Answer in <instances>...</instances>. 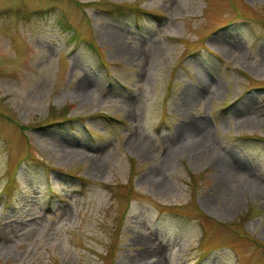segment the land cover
<instances>
[{"label": "rangeland", "instance_id": "1", "mask_svg": "<svg viewBox=\"0 0 264 264\" xmlns=\"http://www.w3.org/2000/svg\"><path fill=\"white\" fill-rule=\"evenodd\" d=\"M0 264H264V0H0Z\"/></svg>", "mask_w": 264, "mask_h": 264}, {"label": "bare ground", "instance_id": "2", "mask_svg": "<svg viewBox=\"0 0 264 264\" xmlns=\"http://www.w3.org/2000/svg\"><path fill=\"white\" fill-rule=\"evenodd\" d=\"M224 45V44H223ZM226 45V44H225ZM229 47V45H228ZM224 48V47H223ZM228 49V48H226ZM232 49V48H230ZM229 49V50H230ZM227 51V50H226ZM232 51V50H231ZM88 87V86H87ZM204 85L202 84V89L200 91H198V93H196L194 95V100H199V98L201 97H204L207 93L203 92V89H204ZM85 89H86V84L85 82L82 83L79 88H78V92H81L83 94H85ZM91 89V88H90ZM210 90V89H209ZM210 93V91H209ZM205 100V99H204ZM205 123L204 122H191L189 124H186V127L185 128H182V130L180 131V134L183 136L185 135V133H189L190 136H194V135H198L199 137L200 136H205ZM204 133V134H203ZM194 134V135H192ZM185 137V136H184ZM195 137V136H194ZM198 138V137H197ZM196 138V139H197ZM179 136L177 138V140H179ZM176 140V141H177ZM201 141L200 140H197L196 144H200ZM178 144V143H177ZM188 144V143H187ZM184 145V144H183ZM181 148V147H180ZM221 162H222V165L225 167L226 171L228 170L229 172L233 173L234 175H237L238 177H241L242 179L244 180H249V178H245V171L242 170V168L240 166L237 165V163H234V162H231V161H228L224 158H221L220 159ZM219 162V161H218ZM226 175V174H225ZM227 178V177H226ZM225 185V184H224ZM227 190V189H226ZM155 262V261H154Z\"/></svg>", "mask_w": 264, "mask_h": 264}, {"label": "trees", "instance_id": "3", "mask_svg": "<svg viewBox=\"0 0 264 264\" xmlns=\"http://www.w3.org/2000/svg\"><path fill=\"white\" fill-rule=\"evenodd\" d=\"M108 6L110 7V10L114 13H118L119 15L128 14L131 13L134 17H137L142 14H150L147 11L141 9L137 5H123L122 3H113V2H107ZM71 33L73 34V30H71ZM92 47L93 45L90 44ZM61 122L60 124H62ZM67 123V122H66ZM69 123V122H68ZM58 124V125H60ZM61 126V125H60Z\"/></svg>", "mask_w": 264, "mask_h": 264}]
</instances>
